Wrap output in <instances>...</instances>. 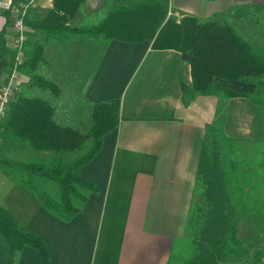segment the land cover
Here are the masks:
<instances>
[{
	"label": "crops",
	"instance_id": "0c3cea01",
	"mask_svg": "<svg viewBox=\"0 0 264 264\" xmlns=\"http://www.w3.org/2000/svg\"><path fill=\"white\" fill-rule=\"evenodd\" d=\"M4 1L0 0V33L4 31L10 50ZM106 1L86 0L82 12L67 26L81 23ZM261 2L169 0V16L211 20ZM52 9L46 0H34L26 20H42ZM25 38V43L36 39L26 23ZM80 41L60 40L53 45L76 49L82 65L79 73L85 80L83 100L89 104L118 100L122 118L104 136L96 157L79 171L98 193L89 195L82 212L70 222H58L0 170V206L44 243L51 264H169L175 247L188 238L197 173L211 143L209 127L218 121L229 140L264 142V103L203 96L184 107L181 85L192 84V71L179 52L154 50L152 42ZM8 73L9 68L2 72L0 88ZM27 82L21 74L16 100ZM13 146L22 157L17 161L33 162L50 155L19 150L0 132V156L9 157ZM9 258L8 245L0 235V264H8ZM16 264H41V260L35 250L24 248Z\"/></svg>",
	"mask_w": 264,
	"mask_h": 264
},
{
	"label": "trees",
	"instance_id": "16d2710c",
	"mask_svg": "<svg viewBox=\"0 0 264 264\" xmlns=\"http://www.w3.org/2000/svg\"><path fill=\"white\" fill-rule=\"evenodd\" d=\"M27 1L13 0V3ZM85 2L54 0L53 9L44 19H25L36 36L23 45L25 60L20 73L28 77V82L22 84L18 99L10 104L0 124L3 139L16 144L19 150L53 155L35 162L0 156V170L58 222H70L82 212L89 195L98 193L94 184L79 176V171L96 157L104 136L116 129L122 118L118 100L101 104L84 100L86 134L58 122L57 106L50 97L58 96L60 91L42 70L47 65L46 50L51 44L73 38L103 43L111 40L129 44L152 42V49L177 51L191 66L192 84L181 85L184 107L203 96L243 97L254 104L264 103V56L253 52L235 24L252 21L258 8L255 4L226 11L224 15L230 23L216 24L196 16H169V0H107L101 9L84 18L82 26H67L82 12ZM11 59L3 31L0 33V76L10 67ZM211 60H218L214 73L207 67ZM209 132L215 157L227 149L229 174L218 169L225 200L215 216L217 183L212 171L203 170L200 163L196 186L202 184L203 189L200 204L194 207L195 217H189L187 233L191 238L186 243L191 254L183 264H220L227 252L246 257L247 251L236 238L235 229L228 236L220 229L233 196L239 198L245 211H264V142L253 141L250 151L245 153L241 151L245 142L227 139L218 121L209 127ZM67 154L73 158L61 157ZM43 182L54 185L56 194L42 189ZM0 235L10 251L8 264H16L24 248L35 250L41 264H51L44 243L1 206ZM263 253V250L257 251L251 264L259 263Z\"/></svg>",
	"mask_w": 264,
	"mask_h": 264
},
{
	"label": "rangeland",
	"instance_id": "374dc122",
	"mask_svg": "<svg viewBox=\"0 0 264 264\" xmlns=\"http://www.w3.org/2000/svg\"><path fill=\"white\" fill-rule=\"evenodd\" d=\"M260 4H255L258 8L255 12L254 18L250 22H235L239 33L243 36V40L246 41L256 55L264 56V0ZM216 24H229L228 18L223 15L221 17L213 18L209 20ZM83 23L72 24L71 27L82 26ZM73 40H75L73 38ZM82 44L92 41L91 39L78 38ZM102 48L97 49L95 56L101 51ZM81 52V50L79 51ZM76 49L69 51L66 47H57L53 44L46 50V67H42L44 73L49 75L51 81L57 86L60 94L56 97H50L51 101L57 106L59 114L58 122H65L71 128L78 130L82 134H86L88 130V121L83 116L85 109V103L83 100V90L85 87V80L81 77L79 69L82 66L80 61L77 60ZM100 54V53H99ZM217 61H210L207 66L213 73L217 70ZM22 90V88H21ZM48 96V95H47ZM250 143H245L241 146L242 152L250 151ZM10 156L13 159H22L17 155V149L15 146L9 149ZM40 157L35 161H41L45 157ZM53 155H47L48 157ZM63 159H72L73 155H62ZM32 161V160H31ZM33 161V162H35ZM227 149L220 151L217 157L214 156L211 143L208 144L206 150L203 153L201 159V168L205 171H212L214 180L217 183V197L215 198V211L216 216L218 209L222 206L225 196L223 195V188L219 180V171L221 168L223 171L229 174L227 168ZM42 189L46 190L52 195L56 194V187L50 183H40ZM203 189L202 184L195 187V198L193 208L190 216L195 217L194 207L200 204V191ZM232 205L228 210L227 215L220 223V229L228 236L231 229H235V236L240 243L244 244L243 248L247 251L246 257H238L234 254L227 252L220 260V264H251L254 262L252 256L257 254V251H264V211L262 213L248 212L242 208L240 200L237 196H233ZM213 215V218L215 217ZM213 218H210L212 222ZM187 237L189 233H187ZM191 254L190 246L185 242H179V245L175 247L170 258L169 264H183ZM249 256V257H248ZM257 264H264V253L261 261Z\"/></svg>",
	"mask_w": 264,
	"mask_h": 264
},
{
	"label": "built area",
	"instance_id": "2783aa9c",
	"mask_svg": "<svg viewBox=\"0 0 264 264\" xmlns=\"http://www.w3.org/2000/svg\"><path fill=\"white\" fill-rule=\"evenodd\" d=\"M52 6L54 0H46ZM34 0L13 3V0H5L2 7L8 13V27L11 35L9 73L5 85L0 88V124L5 118L9 105L16 100L20 90V67L24 63L23 45L25 43V19Z\"/></svg>",
	"mask_w": 264,
	"mask_h": 264
}]
</instances>
